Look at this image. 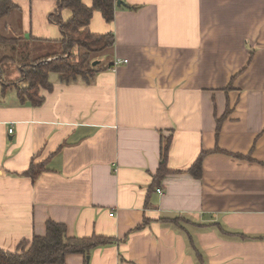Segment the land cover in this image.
Masks as SVG:
<instances>
[{
    "label": "crops",
    "instance_id": "crops-1",
    "mask_svg": "<svg viewBox=\"0 0 264 264\" xmlns=\"http://www.w3.org/2000/svg\"><path fill=\"white\" fill-rule=\"evenodd\" d=\"M12 2L0 35L62 38L57 0ZM88 29L112 33L109 63H127L88 80L51 73L38 105L0 86V249L51 220L111 239L63 264H264V0H117Z\"/></svg>",
    "mask_w": 264,
    "mask_h": 264
},
{
    "label": "trees",
    "instance_id": "trees-1",
    "mask_svg": "<svg viewBox=\"0 0 264 264\" xmlns=\"http://www.w3.org/2000/svg\"><path fill=\"white\" fill-rule=\"evenodd\" d=\"M117 0H91V6L85 5L82 0H57L56 9L48 15V20L59 27L62 38L59 41L60 51H54L39 55L34 58H23L18 63L21 64L19 77L12 83L1 85L3 89L14 88L18 99L29 101L32 105H38L43 97L40 95V89L49 90L51 83L49 75L55 73L59 75L61 81L68 82L77 77L88 80L95 73L102 69L110 68L112 63L109 60L105 64L99 61L92 65L95 60L90 58L94 53L103 52L109 55L113 47L114 36L112 33L95 34L88 29L92 12L97 10L101 13L104 20L111 22L114 18V11ZM17 6L12 0H0V19L8 16ZM63 9L70 10V17L64 21L61 16ZM22 40L25 44H21ZM1 44L19 43L28 47V41L22 38H8L0 35ZM74 49H76L74 52ZM22 53H26L23 50ZM11 61L10 56H3L0 59ZM3 74V73H0ZM170 138L160 149V164L154 176V181H160L169 170L166 166V159ZM204 152L198 156L191 167L186 170L196 178L201 176V160ZM41 164L31 163L24 174L35 178L41 172ZM46 230L43 236H33L29 241H22L19 248L14 252H7L0 249V264H63L65 256L73 253H87L90 249L105 245L111 242V239L91 236L85 238L67 237L66 228L63 224L48 220Z\"/></svg>",
    "mask_w": 264,
    "mask_h": 264
},
{
    "label": "rangeland",
    "instance_id": "rangeland-1",
    "mask_svg": "<svg viewBox=\"0 0 264 264\" xmlns=\"http://www.w3.org/2000/svg\"><path fill=\"white\" fill-rule=\"evenodd\" d=\"M21 44H25L22 40H20ZM19 43L16 44H1L0 43V59L3 56H10L12 58L11 61L2 60L0 62V73H3V77L0 78V84H9L12 83L17 77H19L20 65L18 62L22 61V58L26 60L27 58L31 59L39 55L47 54L54 51H60L59 43H50V44H42L39 45L35 41L28 42V47H25ZM23 50H26V53H22ZM76 49H74V52ZM108 51L107 49L103 52L94 53L90 56L95 60L101 61V64H105L110 59V54L104 55ZM17 74V75H15ZM15 75V77H14ZM0 85V86H1Z\"/></svg>",
    "mask_w": 264,
    "mask_h": 264
},
{
    "label": "built area",
    "instance_id": "built-area-1",
    "mask_svg": "<svg viewBox=\"0 0 264 264\" xmlns=\"http://www.w3.org/2000/svg\"><path fill=\"white\" fill-rule=\"evenodd\" d=\"M124 63H127V60H126V59H119V58H116V59H114V61L112 62V65L110 66V69H111V70H115V67H116L117 65H119V64H124ZM8 132L11 133V132H12V129L10 128V129L8 130ZM158 191H159V193H162L161 190H158ZM111 215H112V214H111Z\"/></svg>",
    "mask_w": 264,
    "mask_h": 264
},
{
    "label": "water",
    "instance_id": "water-1",
    "mask_svg": "<svg viewBox=\"0 0 264 264\" xmlns=\"http://www.w3.org/2000/svg\"><path fill=\"white\" fill-rule=\"evenodd\" d=\"M118 3H119V2H118ZM98 62H99L98 60H94V61L92 62V65H93V66L96 65Z\"/></svg>",
    "mask_w": 264,
    "mask_h": 264
}]
</instances>
